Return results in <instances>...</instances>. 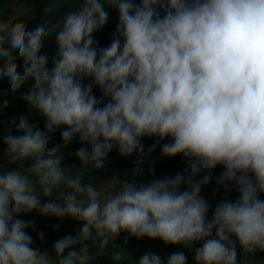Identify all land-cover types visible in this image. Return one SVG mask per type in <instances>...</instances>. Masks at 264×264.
<instances>
[{
  "label": "clouds",
  "instance_id": "clouds-1",
  "mask_svg": "<svg viewBox=\"0 0 264 264\" xmlns=\"http://www.w3.org/2000/svg\"><path fill=\"white\" fill-rule=\"evenodd\" d=\"M106 4L118 9L119 22L110 45L97 48ZM53 33L58 48L49 69L41 50ZM4 78L45 127L22 115L2 137L0 264H90V245L104 252L122 232L189 249L199 242L195 264H239L237 242L245 254L264 253V0H80L62 21L31 31L13 18L0 22ZM6 106L5 100L0 110ZM56 129L63 146L49 147ZM75 137L91 153L81 147L72 155L97 171L113 149L145 156V137L155 138L148 156L159 146L162 156L181 155L189 167L150 183L124 179L101 189L72 174L75 166L61 167L63 147ZM217 166V187L239 195L221 200L209 219L211 205L200 193ZM33 211L82 227L55 241L53 256L33 246L26 229L34 225L19 218ZM113 249L112 259L121 261L123 252L115 243ZM138 264L188 261L182 251L166 261L148 252Z\"/></svg>",
  "mask_w": 264,
  "mask_h": 264
},
{
  "label": "trees",
  "instance_id": "trees-1",
  "mask_svg": "<svg viewBox=\"0 0 264 264\" xmlns=\"http://www.w3.org/2000/svg\"><path fill=\"white\" fill-rule=\"evenodd\" d=\"M139 4L140 0H134ZM80 0H0V22H8L13 18H19L24 20L28 24V30H34L38 25L43 24L48 27L50 23H57L63 20L68 14L78 10ZM51 4L53 11L45 15L44 9ZM105 10L109 13V19L106 25L94 33V39L97 42V48H103L110 45L113 34L115 33L116 26L119 22L118 9L110 5H105ZM163 15V12H161ZM57 43L55 40V33L50 35L45 41L41 50V55L48 57L47 67L51 69L52 61L57 55ZM16 60L20 65L22 71L23 61L18 56V52L14 51ZM89 79H85L83 83H89ZM32 81L29 80L21 88L22 93H27L31 88ZM93 94L100 99L102 97L101 90L94 86ZM106 102L107 98H103ZM7 101V106L0 110V156L4 153L6 146L3 143V135L5 129L9 128L11 122L16 120L22 115H26L32 125L38 126L41 131L44 130L45 120L35 110L31 111L29 115V106L22 99L19 93L13 94L10 90V84L7 78L0 80V106L4 101ZM12 134H19L16 132L14 124L11 125ZM61 129H56L50 134L49 147L63 146L61 139ZM155 138L145 137L142 143L145 146V156H138L133 153L131 156L122 157L119 155L116 149H113L109 153L108 160L105 163V167L102 170H95L91 163L84 165L76 158L72 153L77 149L84 147L89 154L91 153V145L87 143H80L78 137H75L73 141L63 147L64 159L61 167L67 168L75 166L72 174L81 175L84 182H92L94 185L101 189L112 190L116 187V180L127 179L129 181L135 180L136 182L150 183L154 179H161L164 177L175 176L178 172L184 173L188 169V163L186 158L181 155L176 157H164L161 155L160 147L158 146L150 156L147 155V149L154 143ZM170 142V138L162 141L161 144ZM2 162V161H0ZM142 168V172L139 174L134 173V169L137 167ZM223 172L222 166H217L211 173V182L202 187L201 196L205 197L211 205L209 211V219L211 218L212 211L215 205L221 200H235L238 198V192L234 189L231 191H225L223 187L218 188L216 184V178ZM205 172H201L196 179H202ZM118 187V185H117ZM182 190L187 188L188 185H182ZM56 199L57 197H53ZM264 199V196H261ZM42 198V202H43ZM20 219L31 222L34 227H29L26 231L33 238V246L40 251H47L51 255H55L53 251L54 242L63 238L66 235L75 236L79 229L82 227V223L75 221L69 217L57 218L55 216H42L38 212L33 211L28 214H21ZM43 232L44 238L41 240L38 233ZM113 243L123 252V259L119 262L112 259ZM200 243H195L191 249L182 245H165L159 239H149L147 237L137 239L135 237L128 236L127 233L122 232L120 236L114 241L110 242L104 252L96 250L95 247L90 245V251L92 253V259L90 264H138L139 259L145 253L152 252L166 261V258L175 252H184L187 257L188 264H195L194 251L196 247H200ZM238 250L239 264H264V253L257 251L255 256L245 254L243 249L240 248L238 242L236 244Z\"/></svg>",
  "mask_w": 264,
  "mask_h": 264
}]
</instances>
